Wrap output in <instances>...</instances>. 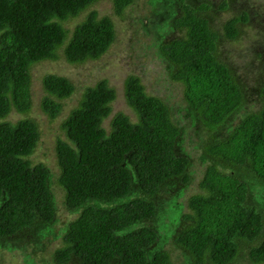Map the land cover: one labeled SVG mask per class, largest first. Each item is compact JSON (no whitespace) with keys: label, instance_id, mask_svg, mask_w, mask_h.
<instances>
[{"label":"trees","instance_id":"1","mask_svg":"<svg viewBox=\"0 0 264 264\" xmlns=\"http://www.w3.org/2000/svg\"><path fill=\"white\" fill-rule=\"evenodd\" d=\"M98 1L0 0V239L27 240L51 228L60 195L71 217L53 253L56 264H173L167 251L156 250L162 229L163 238L175 231L173 243L196 263L230 264L245 242L251 243L248 260L264 263V241L256 242L264 218L247 200V182H264V80L258 87V107L242 111L232 124L231 116L244 109L246 92L217 57L219 37L237 39V26L248 17L245 11L227 19L220 35L204 14L210 7L206 0L149 1L147 6L162 14H149L148 25L131 21L154 35L156 58L167 60L171 68L168 74L160 69L159 76L168 75L181 85L204 134L202 153L210 163L198 182L200 191L187 198L185 213L180 215V204H172L168 218L160 222L166 208L157 211L156 195L166 191L172 202L175 193L180 195L182 187L174 194L166 187L176 180L181 186L188 182L190 158L179 153L183 131L168 106L148 93L134 73L123 81L133 119L119 111L104 125L116 90L101 78L83 88L60 122L64 138L54 145V180L44 163L31 161L40 138L37 123L28 117L13 122L6 117L11 110H30L34 64L59 57L80 64L107 52L116 34L111 17L88 10L71 31L64 25ZM134 1L111 0L113 14L130 15ZM228 1L220 0L217 10L228 7ZM156 32L168 34L167 40L157 41ZM41 84L39 108L54 119L62 101L74 93V84L56 73L45 74ZM218 129L225 131L221 138L214 133ZM179 217L186 222L180 230ZM153 220L161 231L146 225ZM33 228L37 232H31Z\"/></svg>","mask_w":264,"mask_h":264},{"label":"rangeland","instance_id":"2","mask_svg":"<svg viewBox=\"0 0 264 264\" xmlns=\"http://www.w3.org/2000/svg\"><path fill=\"white\" fill-rule=\"evenodd\" d=\"M206 1L209 2L210 7L204 14L209 18L211 28L217 31L219 35L222 31V25L227 19L236 15L240 10L248 14L246 22L237 26L238 38L228 40L219 37L217 47V57L226 63L232 74L238 79L243 91L246 92V100L243 103L244 109L235 112L231 116L230 122L233 124L242 111L254 110L259 104L258 100L256 101L258 87L264 80V0H229L228 7L224 10H217L220 0ZM148 2L149 0H135L132 8L129 9L130 15L116 16L113 14L111 0H100L79 16L67 20L64 25L71 31L74 25L84 18L88 10H96L99 16H109L115 26L114 42L99 59L88 60L80 64H69L62 57H59L55 60H46L34 64L31 68L30 110L23 114L11 110L6 118L13 122L19 118L28 117L37 123L40 138L30 159L34 163H44L49 168L51 178L54 180L57 173L54 145L57 138H64V134L60 129V122L75 106L83 88L86 85L94 84L101 78H106L108 84L116 90V97L111 103V113L104 121V125L107 126L112 115L119 111L128 114L132 119L134 118V113L123 94V81L128 73L139 75L146 91L160 97L168 106L173 121L183 131L178 148L179 153L190 158L187 168L188 182L181 186L180 180H176L175 185L166 187L170 188L173 194L178 187H182L180 195L175 193L176 198L173 202L170 194H167L166 191H161L159 195H156L157 211L160 212L166 208V213L163 215L166 218L161 219V222L168 218L169 213L167 211L172 207V204L178 203L181 205L180 215L188 210L185 207L187 198L200 191L198 182L210 161L203 157L202 140L200 138L204 134L199 131L200 127L195 123V115L187 107L181 85L170 81L168 75L159 76L160 69L168 74L171 68L168 66L169 62L167 60L163 59L161 62L159 58H156L159 51L153 48L154 35L143 33L135 23H131L134 20L133 18H136L140 22L142 21V25H148L152 18L148 19V15L158 13L159 9L156 7L149 8L147 6ZM191 2L195 4L194 0H191ZM171 6L173 8L175 4ZM172 35V37L177 36V31ZM155 36L157 41L161 38L167 40L168 34L164 37L160 32H156ZM258 53H261V55L257 56ZM48 73H56L67 77L74 84L75 89L70 97L62 101L61 111L54 119H49L39 108L40 99L44 94L41 79ZM224 132L223 129H218L214 133L221 138L220 136L223 137ZM55 188L56 186H54ZM247 189L248 203L252 206L255 204L256 210L261 212L264 218V182L261 184V182L256 183L255 179L249 180ZM55 192L57 193L59 190L55 189ZM132 193L138 194V192ZM164 197H166V200L163 202ZM257 198L259 204L256 202ZM56 199L57 212L51 228L41 234L32 235L34 238L30 236V239L27 240H16L17 237L7 240L0 239V264H56L53 260V253L56 248L61 246L62 227L71 217L61 206V196L56 195ZM177 219L179 220L178 230H180L186 225V222L180 217ZM169 223L171 224V221ZM175 223V221L172 222V224ZM146 225L158 227L157 229L160 230V223H157V221H147ZM31 232L35 233L37 229L33 228ZM174 232L168 233L164 239V229H162L159 233L161 241L159 240L160 242L157 243L156 250L160 248L167 251L173 264H193L194 259L191 258L188 251L181 248L182 246L177 247L173 243ZM262 241H264V226L260 235L256 238L257 243ZM245 243L246 245L240 243L237 251L238 255L230 264H252L247 256L251 243ZM194 263L211 264L208 261L201 263L194 261Z\"/></svg>","mask_w":264,"mask_h":264},{"label":"flooded vegetation","instance_id":"3","mask_svg":"<svg viewBox=\"0 0 264 264\" xmlns=\"http://www.w3.org/2000/svg\"><path fill=\"white\" fill-rule=\"evenodd\" d=\"M149 1H151V3L155 2L154 0H149ZM161 3L163 4V0L161 1ZM161 14H162V11H161V9H159L158 13H155V16H160Z\"/></svg>","mask_w":264,"mask_h":264}]
</instances>
